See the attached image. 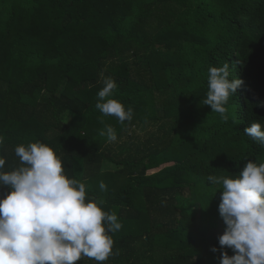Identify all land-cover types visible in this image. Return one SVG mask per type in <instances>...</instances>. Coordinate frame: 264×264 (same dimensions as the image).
Segmentation results:
<instances>
[{
	"label": "trees",
	"instance_id": "16d2710c",
	"mask_svg": "<svg viewBox=\"0 0 264 264\" xmlns=\"http://www.w3.org/2000/svg\"><path fill=\"white\" fill-rule=\"evenodd\" d=\"M225 62L242 81L227 122L204 105L209 69ZM103 78L131 121L95 107ZM256 121L264 129V0H0V171L21 166L15 147L50 146L122 224L105 264L234 255L219 245L222 189L207 177L264 163L244 132ZM10 190L0 185V199Z\"/></svg>",
	"mask_w": 264,
	"mask_h": 264
},
{
	"label": "clouds",
	"instance_id": "9594fccd",
	"mask_svg": "<svg viewBox=\"0 0 264 264\" xmlns=\"http://www.w3.org/2000/svg\"><path fill=\"white\" fill-rule=\"evenodd\" d=\"M230 75L227 62L211 67L204 100L225 122L229 119L225 105L242 84ZM103 85L95 107L120 124L131 121L133 109L125 110L111 98L116 82L103 78ZM244 132L264 145L260 122H253ZM99 135L109 142L117 140L111 125H105ZM15 155L21 166L0 171V185L11 189L0 199V264H77L84 259L105 264L119 254L113 252L114 239L109 235L122 228L116 213L103 210V199H89L86 184L65 174L61 158L50 146L40 142L19 145ZM5 163L0 157V169ZM207 180L216 186L214 194L222 189L218 210L226 229L218 238L219 245L234 252L229 256L222 251L220 264H264V163L248 161L238 175H210ZM99 188L107 191L103 182Z\"/></svg>",
	"mask_w": 264,
	"mask_h": 264
},
{
	"label": "rangeland",
	"instance_id": "374dc122",
	"mask_svg": "<svg viewBox=\"0 0 264 264\" xmlns=\"http://www.w3.org/2000/svg\"><path fill=\"white\" fill-rule=\"evenodd\" d=\"M109 166V165H108Z\"/></svg>",
	"mask_w": 264,
	"mask_h": 264
}]
</instances>
